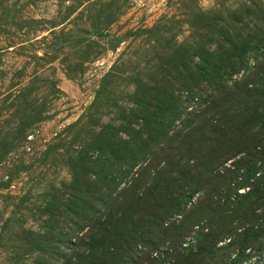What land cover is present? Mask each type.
Returning <instances> with one entry per match:
<instances>
[{
  "label": "rangeland",
  "instance_id": "obj_1",
  "mask_svg": "<svg viewBox=\"0 0 264 264\" xmlns=\"http://www.w3.org/2000/svg\"><path fill=\"white\" fill-rule=\"evenodd\" d=\"M243 4L254 10L252 30L264 33V0H0V264H78L80 256H88L84 244L98 239L104 213L116 211L115 204L128 196L166 183L163 175L174 169H189L192 175L194 168L198 173L212 169L217 183L225 177L240 187L239 195L249 190L238 185L258 159L256 152L264 150V141L253 151L235 145L254 136L264 139V101L241 105L235 100L224 105L219 123L191 129L199 135L191 143L173 142L170 155L162 152L167 140L165 145L149 144L152 164L143 171L135 166L125 179L128 184L119 186V198L112 193L104 204L103 195V207L95 206L100 220L93 208L82 220L73 213L83 185L91 187L103 170L93 160L119 155L101 146L105 140L125 141L130 131L124 129L133 114L141 117L130 128L140 130L144 110L134 100L137 89L141 86L143 95L170 83L174 61L181 67L174 83L181 117L170 127L185 125L198 97L212 88L200 82L193 98L182 88L192 47L213 49L218 44L210 40L212 30L202 15H226ZM252 60L248 71L257 81L264 74V50L256 70L251 69ZM220 130L225 131L224 141L232 140L226 153L218 151L223 146ZM215 138L221 143L216 147ZM166 159L172 163L164 165ZM217 183L210 184L212 189ZM203 197L197 192L186 211ZM236 198L232 195L229 201ZM181 216L170 223L180 222ZM78 225L84 229L77 233ZM193 237L191 233L182 248ZM231 239L205 249L207 264H232L239 251L228 255L224 250ZM162 246L163 258L176 254ZM259 247H247L241 264H264V250L256 253Z\"/></svg>",
  "mask_w": 264,
  "mask_h": 264
},
{
  "label": "trees",
  "instance_id": "obj_2",
  "mask_svg": "<svg viewBox=\"0 0 264 264\" xmlns=\"http://www.w3.org/2000/svg\"><path fill=\"white\" fill-rule=\"evenodd\" d=\"M252 11L254 10L250 6L243 4L240 10L228 11L226 15H214L213 12L202 15L206 22H209L207 28L209 26L212 30L209 33L210 40L214 38L218 44L213 49L192 47V54L189 53L188 58L185 59V70L189 69L190 72L185 71L186 77L182 88H185L192 98L196 95V86L200 82L207 81L212 88L207 95L205 93L202 97H198L200 102H196L195 107L189 111L184 126L170 127L177 117H181L178 115V113L181 114L180 102L175 96L176 84H174L181 77L178 61L172 62L174 64L170 83L151 89V92L143 95L140 94L141 86L137 89L134 100L144 110L140 130L134 132L135 130L130 128V125L134 124L132 120H140L141 117L133 114L126 124L128 129H124L130 131L125 141L111 139L112 142L105 140L101 145L113 151L117 150L119 155L118 157L115 155L116 159L109 157L105 160H93L96 165H102L103 170L100 175H97L96 183L91 187L83 185L82 192L76 198V209L73 213H76L78 220H82L92 208L93 215H96L95 219L102 218L95 206L103 203V195L104 204L112 198V193L119 198L122 193L117 190L121 184H128L125 179L135 166H139L143 171L152 164L153 156L149 153L150 150H147L149 144L159 143L160 145L167 140L170 143L162 144L167 146V149H162V152L170 155L173 142L178 144L192 142L197 134L191 129L196 127L204 129L219 123L226 103L241 100L242 105L250 100L255 104H262L264 74L260 78V75L256 76L258 80L255 81L251 79V70L248 71L251 59H253L251 69L256 70L259 67L261 61L258 60V55L264 50V33H256L250 27ZM208 53L212 56V64L207 59ZM238 75L240 79L235 80ZM231 81H234L233 85H229ZM150 84L153 83L150 82ZM237 89L238 91L235 92L234 90ZM142 134H145V138ZM224 135V130H220L217 135L223 140L221 150L218 149L222 153H226L233 145L229 138L224 141ZM259 138L254 136V138L244 139L235 147H244L253 151L264 141L261 138L260 142ZM214 142H217V138ZM211 143L212 141L209 144ZM221 143L217 142L215 147ZM113 151H110V154L113 155ZM255 155L258 159L246 170V173L244 172L243 182L238 185L250 186V188L241 195L237 193L240 187L235 186L231 180L223 177L224 180L217 183L214 177L216 173H212V169H204L198 173L194 168L193 175L190 174L189 169L183 171L174 169L165 173L163 176L166 183L154 185L155 189L151 192L128 196L129 199L125 198L115 204L116 211L110 210L109 213H104L106 221L102 218L96 232L98 239L90 238L84 244L88 250V256L86 258L80 256L78 264H207L209 254L208 251L205 252V249L214 248L219 241L231 236L232 239L224 250L228 255L236 249L239 251L232 264L242 263V255L247 247L261 246L256 251L259 254V251L264 250V150H259ZM166 160L168 162L164 161V165L172 163V160ZM97 183L103 184L97 187L95 186ZM211 183H217L213 185V189L210 186ZM164 187L168 190L165 191ZM207 187H211L209 193L206 191ZM197 192H201L204 197L198 201V206L194 207L195 210L191 207V210L187 212L186 207ZM232 195L239 198L230 202L229 198ZM221 200H223L222 203ZM90 203H92L91 206H89ZM203 203L205 204L202 209L199 208V205ZM180 214L182 215L180 222L170 223L172 217L180 216ZM244 227L246 228L241 231ZM83 229L82 225L79 226L77 233ZM237 231L240 232L237 233ZM191 233L194 236V242L189 241L187 246L182 248ZM65 241L60 242L62 244ZM164 244H167L176 254H168V258H163L160 251L165 248L162 246ZM161 258L168 261L164 262Z\"/></svg>",
  "mask_w": 264,
  "mask_h": 264
}]
</instances>
